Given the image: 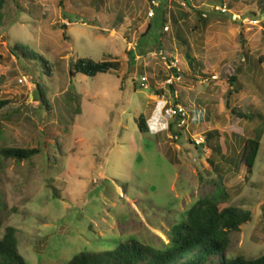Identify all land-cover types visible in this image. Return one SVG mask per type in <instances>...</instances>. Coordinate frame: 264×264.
Masks as SVG:
<instances>
[{"label": "rangeland", "instance_id": "obj_1", "mask_svg": "<svg viewBox=\"0 0 264 264\" xmlns=\"http://www.w3.org/2000/svg\"><path fill=\"white\" fill-rule=\"evenodd\" d=\"M151 1L9 0L2 10L0 98L11 103L0 113V149L41 152L24 162L0 155V238L7 226L17 227L28 264H64L79 252L114 250L132 239L165 249L172 227L214 192L220 175L230 196L220 207L253 213L232 233L227 256L264 254V134L253 173L240 163V136L254 138L264 125L259 0H190L188 7L157 0L160 8L150 18ZM221 4L231 12L212 11ZM200 11H210L209 24L199 20ZM16 44L43 57L50 70L37 59L26 71L21 64L27 62L14 55ZM162 50L189 74L175 86L178 98L165 84L171 72ZM109 57L121 61L119 71L72 75L80 58ZM176 103L188 111L183 126L169 113ZM234 108L256 116L240 118ZM141 116L148 132L140 128ZM214 130L220 138L193 143ZM157 137L169 145L170 158ZM223 143L229 147L213 154L210 145Z\"/></svg>", "mask_w": 264, "mask_h": 264}, {"label": "trees", "instance_id": "obj_2", "mask_svg": "<svg viewBox=\"0 0 264 264\" xmlns=\"http://www.w3.org/2000/svg\"><path fill=\"white\" fill-rule=\"evenodd\" d=\"M9 0H0V25L3 22V8ZM17 2V0H12ZM259 7L264 14V0H259ZM199 20L204 24H209V15L205 16L204 12H198ZM185 14H183V18ZM174 21L178 23L177 18ZM150 27V26H149ZM181 42L185 45V57L192 62L195 58L191 55L190 46L187 40L180 37ZM14 55L21 60L24 59L27 65L22 67L28 71L31 68L33 60L40 59L44 62L47 69L49 63L40 56H37L29 49L15 45ZM262 60H260L261 62ZM122 63L119 59L109 57L102 61H95L92 58H80L72 65V75L84 74L95 77L98 74L108 73L109 71H119ZM182 74L189 77L187 72ZM197 72L193 69L192 76L196 77ZM231 85L237 81V76L230 78ZM37 89L41 92L39 85ZM171 89L176 90L175 86ZM232 90H229V94ZM42 94V92H41ZM1 95V86H0ZM43 97V96H42ZM38 101L34 98V101ZM10 100L0 98V113L9 105ZM178 104V103H176ZM234 113L240 118L252 120L256 113H245L239 109H233ZM138 123L142 132H148L149 127L144 116L138 119ZM264 123V120H263ZM3 123L0 120V131ZM264 134V125L260 126L254 138H245L240 136L242 145L240 163L247 167L249 174L253 173L256 161L262 146V136ZM164 137V136H163ZM207 143L214 139L220 138L218 131H209L206 134ZM161 150L170 158L168 154L167 143L162 144L159 137L156 138ZM227 144L210 145L213 154H221L228 148ZM41 149L38 147H2L0 155L5 159H13L24 162L35 155L39 154ZM210 164H214L212 160ZM228 163L233 164L234 159H230ZM230 196L223 183V176L220 175L216 180L215 190L211 195H205L198 199L187 211L186 219L175 224L170 232V245L165 249L157 250L151 246L141 243L139 240L132 239L129 242L121 243L114 250L102 252H79L75 254L68 262L64 264H264V254L256 258H246L239 255L233 258L227 256V250L230 247L233 232L241 230L242 226L252 220L253 213L250 210L243 209L232 205L220 207L222 203H226ZM0 264H28L23 255L19 251L18 228L15 226H7L5 232L0 238Z\"/></svg>", "mask_w": 264, "mask_h": 264}, {"label": "built area", "instance_id": "obj_3", "mask_svg": "<svg viewBox=\"0 0 264 264\" xmlns=\"http://www.w3.org/2000/svg\"><path fill=\"white\" fill-rule=\"evenodd\" d=\"M180 3L183 6H185V7H188V6L191 5V1L190 0H180ZM158 8H160L159 1L152 0L150 2L149 12H148L150 18H153L155 16L156 10ZM212 11L218 12L220 14H228V13L231 12V10L225 4H221V5L214 6L213 9H212ZM209 12H206L205 11L204 12V15L205 16L210 15ZM234 17H235V19H241L242 18V15L237 14V13L236 14L234 13ZM160 55L165 60V62L167 63L168 68H169V70L171 72L169 74V77L167 78L165 84L167 86H169V87L176 86L178 83H180V81L183 78L182 70L179 67V59L177 58V56H174V55H171V54H169V55L166 54V52L164 50H162L160 52ZM148 82H149V78L147 76H144L142 78L141 86L142 87H147ZM175 94H176V97L178 98V96H179L178 89L175 90ZM169 113L171 115H173V116L180 117L181 121L179 123V126L185 125L186 118L188 116V111H187V109L183 105H181V104L171 105L169 107ZM206 142H207V140H206V136L205 135H199V136H195L193 138V143L196 146L204 145V144H206Z\"/></svg>", "mask_w": 264, "mask_h": 264}]
</instances>
